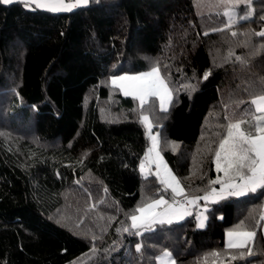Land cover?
Instances as JSON below:
<instances>
[{
  "label": "trees",
  "instance_id": "trees-1",
  "mask_svg": "<svg viewBox=\"0 0 264 264\" xmlns=\"http://www.w3.org/2000/svg\"><path fill=\"white\" fill-rule=\"evenodd\" d=\"M250 7L249 20L228 28L231 5L217 0H90L71 12L0 3V264H157L165 250L176 264H201L229 251L226 231L264 212L261 190L209 204L205 228L193 213L142 236L123 231L142 201L171 193L141 175L149 139L138 101L110 80L159 65L174 92L167 113L152 110L162 125L153 130L186 192L203 195L195 189L217 176L219 125L254 113L250 100L264 92V37L255 34L264 0ZM251 247L220 264H264V227Z\"/></svg>",
  "mask_w": 264,
  "mask_h": 264
},
{
  "label": "snow or ice",
  "instance_id": "snow-or-ice-1",
  "mask_svg": "<svg viewBox=\"0 0 264 264\" xmlns=\"http://www.w3.org/2000/svg\"><path fill=\"white\" fill-rule=\"evenodd\" d=\"M23 2L25 7L29 8L35 5L37 9L50 12H71L75 8L87 6L89 0H23ZM0 3L7 5L13 3V0H0ZM217 3L231 5L230 10L222 13L228 18V28L239 20H249L253 12L250 7L251 0H217ZM242 3L248 5V10L243 13L235 11ZM261 19L264 20V17ZM224 30V28L214 29V31ZM237 34L236 31H231L232 36L235 37ZM255 34L264 37V30ZM228 55L233 56L234 53L230 50ZM235 58L241 63L244 62L242 57L236 56ZM210 74V72H205L202 78L206 80ZM110 83L124 96L138 101L137 109L134 111L139 113V122L145 128L150 140V146L139 165L141 173L144 174L145 179L148 175H154L159 184L163 186L161 191L170 190L171 193L169 199L159 196L155 199L148 197L142 201L134 214L130 215L131 224L123 229L124 232L142 236L144 232L155 231L154 225H170L174 221H181L193 215V206L200 207V201H204L205 204L196 214L195 219L198 221L197 227L204 228L207 220L204 213L208 211V203L216 204L230 197H247L249 194L257 193L258 190L264 194V92L250 100L254 113L245 112L240 118L225 116L227 123L219 125L223 128V134L212 152L217 176L208 181L206 188L195 189V191L203 192V195L194 196L186 192L181 180L168 167L161 154L160 134L152 131L154 127H162L161 124L154 123L151 118L152 110L157 107V103L158 110L167 113L173 102L174 89L169 87L167 79L161 75L159 65H154L150 71L138 75L113 77ZM182 87L189 92L195 88L189 83ZM150 98H155L152 100V106L144 109V106L149 104ZM249 116L251 123H249ZM245 125L248 127H244ZM166 145L172 151L178 148L175 142H166ZM152 165H155V171H152ZM215 185H219V188ZM177 197L182 199H177ZM253 219L256 222L252 225L240 221L227 230L225 248L229 251H211L201 258V264H220L221 257L224 261H228L252 255L251 245L256 236V228L257 226L264 227V212ZM133 229L136 230L134 233ZM141 248L142 245L137 244L138 252ZM233 249L237 251H230ZM158 261L159 264H176L172 253L167 250L158 257Z\"/></svg>",
  "mask_w": 264,
  "mask_h": 264
},
{
  "label": "rangeland",
  "instance_id": "rangeland-1",
  "mask_svg": "<svg viewBox=\"0 0 264 264\" xmlns=\"http://www.w3.org/2000/svg\"><path fill=\"white\" fill-rule=\"evenodd\" d=\"M228 10H230V9H228ZM226 11V10H225ZM236 11V10H235ZM252 16V15H251ZM251 18V17H250ZM226 20L228 21V18L226 17ZM239 21H241V20H239ZM238 21V22H239ZM237 22V23H238ZM236 24V23H235ZM234 25V24H233ZM150 71V70H149ZM147 72V71H146ZM141 73H143V72H141ZM138 74H140V73H135V74H130V73H125V74H120V75H138ZM117 76H119V75H117ZM113 77H116V76H112L111 78H113ZM111 81V80H110ZM122 93V92H121ZM123 94V93H122ZM5 117V119H6V116H4ZM153 131V133H156L154 130H152ZM5 132V131H4ZM4 132H0V133H2L3 135H5L4 134ZM6 136V135H5ZM160 144H161V140H160ZM149 146H150V140H149ZM149 148V147H148ZM148 150V149H147ZM147 152V151H146ZM161 154H162V156H163V158H164V160L166 161V159H165V157H164V155H163V153H162V151H161ZM167 162V161H166ZM168 165V164H167ZM168 167H169V165H168ZM170 168V167H169ZM171 169V168H170ZM152 171H155V165H152ZM141 172V171H140ZM173 172V171H172ZM174 173V172H173ZM141 175L144 177V174L143 173H141ZM221 175H222V173H221ZM148 176H151V175H148ZM154 176V175H153ZM219 188V187H218ZM170 191V190H169ZM165 199H168L166 196H163ZM177 199H182L181 197H177ZM200 203V207H196V206H193V213H195V215L199 212V211H201L202 210V207L204 206V204H205V202L204 201H200L199 202ZM209 204L210 203H208L207 204V208H209ZM206 216H207V212L206 213H204ZM188 217V216H187ZM187 217H185V219L187 218ZM184 220V219H183ZM183 220H181V221H183ZM181 221H178V222H181ZM206 222H207V220L205 221V226H206ZM173 223H177L176 221H174ZM130 224H131V220H130ZM197 224H198V221H197ZM205 228V227H204ZM157 264H159V261H158V259H157Z\"/></svg>",
  "mask_w": 264,
  "mask_h": 264
},
{
  "label": "crops",
  "instance_id": "crops-1",
  "mask_svg": "<svg viewBox=\"0 0 264 264\" xmlns=\"http://www.w3.org/2000/svg\"><path fill=\"white\" fill-rule=\"evenodd\" d=\"M18 1H20V2H23V0H13V2H18ZM90 1V0H89ZM31 7H35V5H31ZM74 10V9H73ZM253 107V106H252ZM253 112H254V108H253ZM252 121H251V119L249 120V123H251ZM244 127H248V125H245ZM211 204V203H210Z\"/></svg>",
  "mask_w": 264,
  "mask_h": 264
}]
</instances>
